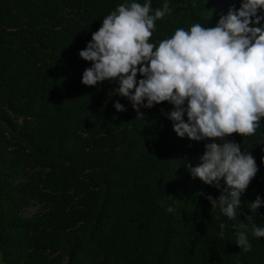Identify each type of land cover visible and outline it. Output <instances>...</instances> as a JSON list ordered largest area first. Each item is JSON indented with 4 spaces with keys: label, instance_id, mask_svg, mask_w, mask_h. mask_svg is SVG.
I'll return each mask as SVG.
<instances>
[{
    "label": "trees",
    "instance_id": "16d2710c",
    "mask_svg": "<svg viewBox=\"0 0 264 264\" xmlns=\"http://www.w3.org/2000/svg\"><path fill=\"white\" fill-rule=\"evenodd\" d=\"M123 2L0 0V264H264V237L251 232L264 226V205L251 209L264 196V118L252 135L227 137L259 169L229 220L206 199L220 189L183 164L199 163L206 141L175 133L172 105L142 115L111 95L115 83L81 82L90 62L79 50ZM168 3L150 41L215 24L239 0ZM241 221L251 251L235 243Z\"/></svg>",
    "mask_w": 264,
    "mask_h": 264
},
{
    "label": "clouds",
    "instance_id": "9594fccd",
    "mask_svg": "<svg viewBox=\"0 0 264 264\" xmlns=\"http://www.w3.org/2000/svg\"><path fill=\"white\" fill-rule=\"evenodd\" d=\"M171 11L168 0L155 8L152 0L118 4L79 50L90 62L81 82L115 83L111 95L127 98L142 115L141 108L172 105L164 114L175 133L206 141L199 163L183 164L193 178L220 189L218 197L206 194V199L235 220L241 196L259 169L254 155L227 137L252 135L264 118V0H239L220 12L215 24L177 27L170 36L150 41L156 21ZM112 103L118 112L127 110L119 99ZM261 205L264 196L257 194L251 209ZM219 228L223 236L224 221ZM248 228L241 221L235 233V243L245 252L252 249ZM251 232L264 237V226L253 223Z\"/></svg>",
    "mask_w": 264,
    "mask_h": 264
}]
</instances>
